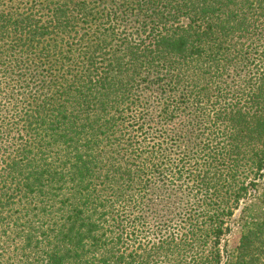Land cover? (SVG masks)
<instances>
[{
  "label": "trees",
  "instance_id": "1",
  "mask_svg": "<svg viewBox=\"0 0 264 264\" xmlns=\"http://www.w3.org/2000/svg\"><path fill=\"white\" fill-rule=\"evenodd\" d=\"M0 264H264V0H0Z\"/></svg>",
  "mask_w": 264,
  "mask_h": 264
},
{
  "label": "rangeland",
  "instance_id": "2",
  "mask_svg": "<svg viewBox=\"0 0 264 264\" xmlns=\"http://www.w3.org/2000/svg\"><path fill=\"white\" fill-rule=\"evenodd\" d=\"M5 1L7 2L8 5L9 3L14 4V0H5ZM170 188L172 189H169L168 191L169 193H171V191L174 190L172 186H170ZM177 202L179 203V200H177ZM240 235H241L240 228L234 226L232 232L227 237V241H229L228 243L231 247H235L238 244Z\"/></svg>",
  "mask_w": 264,
  "mask_h": 264
}]
</instances>
